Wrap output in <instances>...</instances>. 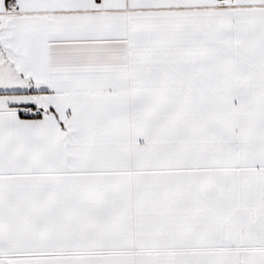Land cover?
Instances as JSON below:
<instances>
[{
	"label": "snow or ice",
	"instance_id": "obj_1",
	"mask_svg": "<svg viewBox=\"0 0 264 264\" xmlns=\"http://www.w3.org/2000/svg\"><path fill=\"white\" fill-rule=\"evenodd\" d=\"M0 264H264V0H0Z\"/></svg>",
	"mask_w": 264,
	"mask_h": 264
}]
</instances>
